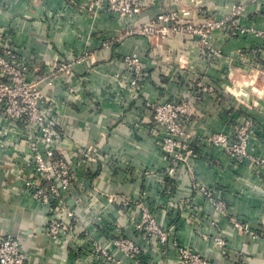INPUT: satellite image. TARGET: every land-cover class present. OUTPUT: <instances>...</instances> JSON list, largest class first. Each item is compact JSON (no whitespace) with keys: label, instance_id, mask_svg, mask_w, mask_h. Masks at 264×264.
Returning a JSON list of instances; mask_svg holds the SVG:
<instances>
[{"label":"crops","instance_id":"0c3cea01","mask_svg":"<svg viewBox=\"0 0 264 264\" xmlns=\"http://www.w3.org/2000/svg\"><path fill=\"white\" fill-rule=\"evenodd\" d=\"M91 1L0 0V41L37 64L39 71L29 79L38 81L48 66L65 64L70 73L65 75L67 84H73L79 95V100L58 111L53 124L59 152L74 177V200L68 201L72 212L61 210L56 216L70 226V232L61 241L49 237L52 215L21 197L17 169L1 153L0 232L18 238L29 264H108L90 248L93 240L121 263L134 264L133 258L129 261V256L108 245L105 230L110 226L114 231L126 230L130 239L138 240L132 233L133 221L126 219L137 220L135 205L143 201L159 212L158 221L170 239L177 237L181 245L215 264H264V168L235 164L231 156L214 147L194 146L197 162L185 156L170 177L172 163L161 157L154 144L151 115L157 103L175 97L189 99L193 83L210 86L185 127L186 133L194 129L190 140L229 133L249 119L254 126L248 151L264 159V47L256 55L248 54L251 47L264 46V37L236 39L214 29L210 42L222 56L206 60L203 45L186 33L165 39L124 37L127 25L107 12L90 11ZM241 1L154 0L132 17L131 25L141 28L170 11H179L180 16L186 11V17L200 24L224 20L234 3ZM254 7L249 5L234 25L253 24L264 30V12ZM128 55L143 65L145 78L139 91L124 88L128 76L124 57ZM61 79L53 87L39 83L42 94L65 99ZM3 141L2 145L11 139ZM83 152L94 162L87 164ZM194 177L206 186L223 188L225 212L202 204L195 194ZM232 218L248 223L258 237L235 228ZM197 224L201 233L196 231ZM216 237L225 242L224 248L215 243ZM174 253L172 249L166 253L164 264H179ZM151 256L145 254L143 264L156 263Z\"/></svg>","mask_w":264,"mask_h":264},{"label":"built area","instance_id":"2783aa9c","mask_svg":"<svg viewBox=\"0 0 264 264\" xmlns=\"http://www.w3.org/2000/svg\"><path fill=\"white\" fill-rule=\"evenodd\" d=\"M141 1L92 0L91 7L88 9L90 11L105 10L118 18L124 17L125 14H129V16L138 14L145 0L143 3ZM178 12L170 11L160 14L150 23L137 28V33L148 38L153 35L168 38L171 35L190 33L197 37L203 45V59L211 60L219 56V50L212 47L210 40L213 30L219 29L220 26L213 22H207V20L201 24H194L186 17L188 12H183L182 16ZM231 13V17L234 18L235 9ZM236 14L238 15L239 12ZM183 18L187 20L183 21ZM261 33L259 32L258 36H261ZM131 58L133 59H130L129 56L124 57L128 72V76L124 77L126 78L124 88L129 91H139L142 88L145 73L142 72L143 65L138 58L134 55ZM38 71L37 64L21 58L15 49L0 41V153L6 154L11 159L13 167L17 169L15 174L20 179L21 197L31 200L52 215L47 225V233L50 238L61 241L70 232V226L62 218L56 216L61 210L66 213L72 212L69 209L68 201L74 200V177L68 162L59 152V138L53 124L55 117L58 116V111L70 102L79 100V95L73 84L68 85L67 78L65 79V75L70 74L69 66L53 64L46 68L42 79L31 81L29 76ZM59 76L62 78L59 87L62 89L65 99H48L42 94L39 83L43 82L46 86L53 87ZM207 92H209L207 86L197 83L196 87L192 88V95L189 99L175 97L152 106L153 133L155 130H161V128L164 130L165 147L170 152L176 147L174 139L183 134L185 126L190 123L192 115ZM253 126L254 123L251 120L244 119L237 124L231 135L214 132L215 134H209L206 138L199 140L197 146L200 149L214 147L217 150H224L227 155L232 157L233 161L240 160L253 169H262L264 168V159L252 155L248 151L249 140L253 136ZM236 128L237 133H235ZM4 137L10 138L13 144L10 141L2 145ZM186 152L189 155L193 151L188 149ZM84 155L87 164L94 162L91 155L83 152ZM182 159H184L183 156L179 155L175 158L174 154L169 155L168 158L172 163L170 165L176 164ZM168 175L174 176V168L168 169ZM197 190L205 195L214 192V189L210 191L209 186L205 185L199 186V189L197 186ZM210 205L216 211L222 213L226 211L225 204ZM129 206L126 205L125 207ZM135 206L138 209L146 207L145 204L141 203ZM148 219H150L149 216L144 220L148 221ZM231 221L235 228L249 233L252 238L258 237L254 232H251L249 224L245 221L235 218H232ZM136 223H133V226ZM148 223L152 224L151 222ZM112 228L109 227L108 230H105V236L108 235L107 231H111ZM121 240L122 236L114 234L107 243L131 259L137 257L139 250L123 249ZM162 240L165 241V238L163 237ZM93 241H95L92 243H95L96 248L92 249L91 246L90 248L101 254L102 257L100 258L103 261L108 264H122L107 251V247L96 240ZM215 243L221 248L225 247V242L220 237L215 238ZM175 256L179 264H215L211 259L189 248L177 250ZM0 264H29L27 253L22 249L18 238L2 232H0Z\"/></svg>","mask_w":264,"mask_h":264},{"label":"rangeland","instance_id":"374dc122","mask_svg":"<svg viewBox=\"0 0 264 264\" xmlns=\"http://www.w3.org/2000/svg\"><path fill=\"white\" fill-rule=\"evenodd\" d=\"M153 1L154 0H145L144 5H143V7H140L139 12H141L143 10V8L147 7L149 5V3L153 2ZM141 2L143 3V0ZM251 4L256 6L258 9L260 8V11L262 10V12H264V0H250V2L247 0H243L241 2L234 3V5L232 6L231 12H232V10L235 9V14H234L235 17L234 18L231 17L232 13L230 12V15L228 16V18H226L224 20L223 19L222 20H210V19H208L207 22H213V23L218 24L220 26L218 28L221 29V31H223L225 34H227L231 38L237 39L239 37L243 38L246 36L258 37L259 32H262L261 36L264 37V30L256 29L253 24H251V25H246V24L234 25V21L243 17V15L248 11V6ZM260 4H261V7H260ZM88 7H91V5L90 4L87 5V8ZM257 8H255V9L258 10ZM102 11L106 12L105 10H102ZM237 12H239L238 15L236 14ZM107 14L109 16H112V14L109 12H107ZM133 16L134 15L129 16V14H125L124 17L116 18L118 22H123L125 25H127V27L124 31V34H123L124 37L142 36V35L137 33V30H136L137 28L135 29L131 25V23H132L131 20H132ZM112 17L115 18L114 16H112ZM262 18L264 21V13H262ZM175 19L178 20V18H175ZM182 20L185 21L187 19L183 18ZM190 22L194 23V24H200V23H196L192 20H190ZM189 35H191V34L189 33ZM142 37L148 38L147 36H142ZM153 37H156V36L153 35L150 38H153ZM262 47H264V46L258 45L257 47H251V49H249L250 52H248V54L251 53L254 55L255 52H259L262 49ZM243 53H244V50L242 51L241 55H243ZM218 55L222 56L221 50L218 52ZM128 56L130 59H133V58H131L133 55H128ZM126 71H127V69H126ZM142 72L145 73L144 69ZM194 87H196L195 83H193L191 88H194ZM209 87H207V89ZM218 87L220 90L224 89V87H222V86H218ZM209 92H210V90H209ZM194 114H195V112H194ZM193 116L194 115H192V117ZM235 127H237V125ZM191 131L193 132L194 129H192ZM191 131L186 133V131L184 129V132L181 136H176V138L174 139V141L176 143V147L171 152L169 150H167L165 147L166 136H165L164 130L161 128V130H157V131L155 130L154 133L152 132L154 144H155L157 150L160 152L161 157L164 159H167V157L169 158V155L174 154L175 158H177L179 155H181V156H183V158H185V156H186V158H188L191 163L197 162L198 156H197V153L194 152V150L196 148L194 146L199 145V140H197V142L190 140L191 138L194 137V135H192ZM234 131H235V128H234ZM235 133H237V128H236ZM210 134H213V133H210ZM220 134H224V135L230 134L231 135L232 131L229 133L220 132ZM226 136H228V135H226ZM188 140H190V143L187 144ZM192 142L195 145L192 146L191 145ZM188 149L190 151H193L194 153L192 152V154L188 155V153L186 152V151H188ZM219 151L225 153L224 150H219ZM176 163H178V161ZM235 164L245 165L240 160H236ZM176 166H177V164L169 165V167L174 168V175H175L176 169H177ZM193 179H194V188L196 191L195 194L197 196H199V198H201V200H203L202 204H227L225 192H224L222 187H220L219 185H209L210 191H212L214 189V192H210V195H205V194L200 193L197 190V186L199 189V186L204 185V184L200 180H198L196 177H194ZM167 193L169 194L168 191H167ZM140 203L146 204L145 205L146 207L138 209L137 220L135 218H131V217H129V219L128 218L126 219V221L127 220L133 221V223L137 222L134 226H132L133 227L132 233L135 234L136 239H138V240L130 239L128 237L129 234H131L130 232H128V231L126 232V230H123L122 232H120V230H118V228H115V231H114V228H112L113 231L112 230L107 231L108 235L106 236V239H109L110 237L113 238L114 234H118V236H122L121 244H122L123 249L133 248V249L139 250V254L136 255L137 257L133 258L134 264H143L147 260V258L145 257V254H148V253L150 255H153V256H151L150 260L156 259V263H154V264H162V263L164 264L166 261V253L170 249H172L174 252H177V250L179 251L181 249L183 250L185 248H189L187 246L181 245V243L177 239V237H173L172 239L169 238V234L166 231V228L163 226L162 223H159V221H158L157 213H159V212H157V210H155L154 205L151 206V204H147L143 201ZM189 204H190V202H189ZM148 216L150 217V219H148V221H145L144 219ZM189 216H192V214H190ZM148 222H151L152 224L150 225ZM124 226L126 227V225H124ZM201 228H202L201 225L197 224L196 231L198 233H201ZM165 231H166V233H165ZM163 237L165 238V241L162 240ZM91 248L92 249L96 248L95 243H92ZM189 249H192V248H189ZM147 257H148V255H147ZM175 258H176V256H175ZM128 260L131 261V258H128ZM122 264H124V263L122 262Z\"/></svg>","mask_w":264,"mask_h":264}]
</instances>
